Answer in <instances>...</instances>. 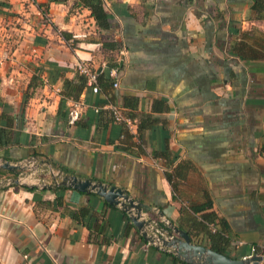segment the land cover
Masks as SVG:
<instances>
[{
  "label": "crops",
  "instance_id": "obj_1",
  "mask_svg": "<svg viewBox=\"0 0 264 264\" xmlns=\"http://www.w3.org/2000/svg\"><path fill=\"white\" fill-rule=\"evenodd\" d=\"M101 1L106 30L81 0H0V163H26L0 169V264H182L57 172L119 187L192 243L210 246L207 217L224 254L263 255L264 0Z\"/></svg>",
  "mask_w": 264,
  "mask_h": 264
},
{
  "label": "water",
  "instance_id": "obj_2",
  "mask_svg": "<svg viewBox=\"0 0 264 264\" xmlns=\"http://www.w3.org/2000/svg\"><path fill=\"white\" fill-rule=\"evenodd\" d=\"M25 165L23 160H3L0 163V169L16 174L18 170L26 168ZM51 177L53 186H63L82 193L93 192L107 204L120 208L126 213L131 224L148 245L170 253L187 264H264V254L252 253L234 259L226 254L216 252L208 246L192 243L186 231L165 219L159 209L133 199L119 187L108 185L100 180L80 178L74 174L60 175L57 172L51 173ZM22 179L17 174L9 180H2V182L20 183ZM149 211H154L159 218L161 217V220H153L144 214Z\"/></svg>",
  "mask_w": 264,
  "mask_h": 264
},
{
  "label": "trees",
  "instance_id": "obj_3",
  "mask_svg": "<svg viewBox=\"0 0 264 264\" xmlns=\"http://www.w3.org/2000/svg\"><path fill=\"white\" fill-rule=\"evenodd\" d=\"M81 1L83 2L84 6H86L90 10V15L93 17L97 27L100 30H106L108 28V25H109L108 24V15L103 10L102 1L101 0H81ZM97 76H96V80H97ZM107 80L109 81V83L111 85L110 79H107ZM83 81L85 82L84 77H83ZM58 169L62 170L60 168H58ZM62 172H65V171L62 170ZM21 187L29 189V190H32L35 188L34 186H25V185H21ZM57 188L65 189L63 187H56L54 189H57ZM42 189H44V188H42ZM207 205L208 204H206V205L204 204L202 206H197V207H192V209L194 211H197V210H200L201 207L207 206ZM85 211H86L85 208L79 209V212L81 214L84 213ZM201 222L202 223H200L199 227H200V229L202 228V230L205 231V233L209 237V239H210V246L209 247L216 252H220V253L224 254V251H223L224 249L222 246H225L226 244H228L229 240L227 238H225L221 233H218L215 231H210V229L208 227V224L210 222H209V219L207 217H204L203 221H201ZM188 236H189V234H188ZM189 239L191 241L190 237H189ZM220 245H221V247H220ZM173 260L183 264L182 261H180L179 259H177L175 257H173Z\"/></svg>",
  "mask_w": 264,
  "mask_h": 264
},
{
  "label": "built area",
  "instance_id": "obj_4",
  "mask_svg": "<svg viewBox=\"0 0 264 264\" xmlns=\"http://www.w3.org/2000/svg\"><path fill=\"white\" fill-rule=\"evenodd\" d=\"M76 69L79 74H81L85 79V84L90 88V91L96 93L98 91V87L96 85V76L97 74L94 70L85 62H80L76 65ZM114 69H109V78L112 79L111 87L117 88V74L114 72ZM80 102H72L70 109L67 113V122L68 124H73L76 120H78L80 116ZM111 113L112 119L117 122L124 123L127 127L131 125V121L126 116L122 115L120 112V108L114 104L110 103L106 106ZM264 262V261H263Z\"/></svg>",
  "mask_w": 264,
  "mask_h": 264
},
{
  "label": "rangeland",
  "instance_id": "obj_5",
  "mask_svg": "<svg viewBox=\"0 0 264 264\" xmlns=\"http://www.w3.org/2000/svg\"><path fill=\"white\" fill-rule=\"evenodd\" d=\"M48 179V178H47Z\"/></svg>",
  "mask_w": 264,
  "mask_h": 264
}]
</instances>
